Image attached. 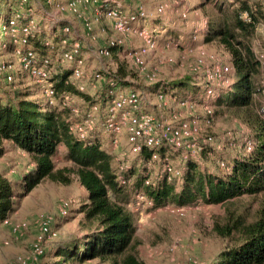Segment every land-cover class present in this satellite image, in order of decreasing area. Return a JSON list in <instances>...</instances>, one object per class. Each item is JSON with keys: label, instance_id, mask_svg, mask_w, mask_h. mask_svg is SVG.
Instances as JSON below:
<instances>
[{"label": "trees", "instance_id": "1", "mask_svg": "<svg viewBox=\"0 0 264 264\" xmlns=\"http://www.w3.org/2000/svg\"><path fill=\"white\" fill-rule=\"evenodd\" d=\"M194 1L189 0L187 10L201 11L195 31L201 30L203 44L219 45L229 53L227 64L234 78L230 84L217 86L208 82L203 74L201 79L206 80L200 79L194 87L188 76L167 86L172 88V96L177 102L184 98L175 92L180 91L179 88L181 91L202 90L206 98L212 95L209 103L225 106L247 126L250 136L245 138L252 143L250 149L244 140L241 151L225 157L218 153L210 165H203L200 160L188 156L180 175L165 172L152 183L145 184L147 176L141 171L144 166L139 167L136 160L128 162L122 169H115L109 152L101 148L102 140L96 134L95 137L76 139L69 131L68 119L76 103L63 102L67 94L70 97L81 96L87 104L108 100L116 93V87L131 85V73L123 65H119L115 72L102 73L95 95L99 98L79 92L73 83L67 81L68 69L49 78L54 86L53 104H48L46 96L38 98L34 91L26 88L15 86L9 92L0 82V155L4 151L2 143L8 140L28 153L34 163L33 169L23 175L20 182L22 191L17 193L12 182L0 174V223L14 209L16 194H25L44 179L68 185L71 175L75 174L84 192L78 206L73 209L83 214L81 235L56 245L52 251L53 263L76 264L97 258L105 264H146L136 254L135 216L128 207L130 193L142 192L156 205L165 202L184 205L197 198L211 203H229L243 194L259 196L257 208L249 219L227 207L224 216L214 221L213 231L228 243L220 249L212 264H264V80L252 46L256 23L263 16V11L258 0L253 1L254 10L248 0H240L236 4H225L224 0H196L195 4ZM18 2L0 0V51L13 52L16 46L9 31L10 20L16 19L18 27L26 20L22 15L17 16L20 11ZM108 5L111 3L107 2ZM243 10L250 13L251 21L240 18ZM55 30L56 35L52 39L41 28L32 37L40 53L47 50L44 40H51L54 46L59 45L63 36L62 26H56ZM4 32L8 34L4 36ZM166 33L159 34V37L151 33L150 40L156 45ZM15 71L12 70V77ZM6 77L7 74L0 72V81L7 82ZM150 88L166 95L158 85ZM60 147L64 149L66 159L71 161L70 166H56L55 157ZM165 149V145L156 149L144 146L138 154L139 165L150 162L153 152H156L159 157L155 162L164 168L169 158ZM209 151L218 150L204 148L200 156L207 158Z\"/></svg>", "mask_w": 264, "mask_h": 264}, {"label": "rangeland", "instance_id": "2", "mask_svg": "<svg viewBox=\"0 0 264 264\" xmlns=\"http://www.w3.org/2000/svg\"><path fill=\"white\" fill-rule=\"evenodd\" d=\"M258 1L260 2V0ZM107 2L111 3L108 7L117 5L124 13L138 14L133 20L134 30L132 29L131 32L127 33H117L112 29L109 21L100 15V11L106 7ZM100 3L102 0H91L88 4H80L76 11H64L57 14V16L64 15L73 21L75 20L82 29H84V20H92L97 14L98 20L93 23L91 33L86 35L91 39V42L89 41L90 49L97 57L101 58V65L105 67L94 68V71L89 73L85 61L86 71L90 76L81 80L85 86L83 92L76 88L77 83L72 77L71 81L75 88L92 98H99L95 95L99 88L100 79L95 80L91 74L95 71L112 73L117 70L119 65H123L125 70L131 73L129 74L131 85L125 88L116 87L114 95L127 93L130 89H134L140 95L141 107H143V102H146L148 107L143 109L158 119L172 123H179L182 120L188 121L192 118L196 120L192 126L194 146L190 145L181 151L165 146V152L169 158L162 169L155 162L159 155L157 158H151L150 162L142 166L139 165L138 154L140 152L133 153L130 151L126 134L123 132L113 134L99 125L91 136L95 137L96 134L102 140L101 148L109 152L113 167L122 169V167L127 166L128 162L136 160L139 167L144 166L141 171L147 176L144 180L145 184H150L160 174L167 173V164L172 169L169 174L180 175L184 161L188 156L195 157L203 165H210L219 154L225 157L228 154L232 156L241 151L243 149L242 142L247 140L248 135L250 136V131L231 110L225 106L218 107L216 104L209 103L212 95L206 98L202 90L198 92H193L190 89L181 91L182 89L179 88L180 91L176 90L175 92L184 98L177 102V99L172 96V88L167 86L175 81L185 80L188 76L191 78L190 84L194 87L203 74L208 82L215 83L217 86H224L233 81L232 69L227 64L229 63V53L219 45L203 44L201 30L195 31L194 27L199 22L201 11L190 12L187 10L189 0H107L103 4ZM224 3L227 4L228 0H224ZM36 4L35 6L34 1L31 0V7L35 13L33 18L38 26L43 28L44 11L48 14H54V9L52 5L43 0H39ZM161 5L164 8L163 11L159 12L158 7ZM260 6L263 16L259 17L260 19L256 23L252 44L255 50L264 49V8L261 3ZM140 10L145 11L144 15L139 14ZM142 19L144 22L138 23ZM2 21L4 22L5 19ZM96 24H99L98 29L94 27ZM163 26L167 27L164 28ZM168 31L177 33V35L174 37L167 34ZM160 32L166 33V35L160 36L161 38L156 45H151L150 41L148 44L146 43L145 39H149L151 33L159 37ZM3 34L5 36L8 33L4 32ZM110 38L121 41L118 46L109 48V50L112 48L111 53L102 55L99 53V48L104 46ZM142 47L147 49L142 51ZM136 54L142 57V67L137 65L134 60ZM8 63L13 65L10 70L3 68V65ZM55 63L58 61L54 60L53 66ZM223 65L229 67L226 75H215L212 67ZM65 67L69 68L71 77V64L59 63L57 69L64 70ZM12 70H17L15 71V78L7 79V82L0 81L7 91L12 92L16 87L26 88L34 91L38 98H45V93L33 77L19 67L13 52L0 51L1 74L12 73ZM261 77H263L262 73ZM85 80L87 81L85 82ZM155 85L165 91L166 95H163V98L159 97L160 93L157 90L152 91L150 88ZM67 100L76 103L73 106H77L79 111L75 115L71 112L70 116L73 115V120L78 119L87 109L88 102L83 100L81 96L70 97L68 94L64 96L63 102ZM208 108L212 110V120L209 123L204 121ZM246 135L247 138H245ZM208 136H212V139ZM113 137L117 138L115 144L112 142ZM203 141L206 143L202 145L201 149H198L197 145ZM251 145L252 143L248 139L247 149H250ZM2 146L4 151L0 155V174L12 182L13 190L17 193L22 191L20 182H22L23 175L33 169L34 163L28 153L11 141L5 140ZM204 148L218 151H209L207 158H205L200 156V151ZM59 149L55 157L56 166H70L71 161L66 159L64 149L62 147ZM71 179L68 185L44 179L25 194L20 196L16 194V203L14 209L6 217L7 222L2 221L0 223V264H19L20 259L31 257V244L39 230L41 221L50 224L51 230L44 243L42 255L36 258L33 264H55L52 256L55 246L81 235L83 214L73 211V209L78 206L79 198L84 192L75 174L71 175ZM130 194L128 207L134 212L135 236L138 240L135 250L137 256L146 264H212L220 249L228 243L225 238L219 237L213 231L214 221L224 216L227 207L236 213L244 214V217L249 219L256 210L260 198L259 196L243 194L231 199L229 203H211L197 198L184 205L173 202L156 205L144 195V199H141L139 205L136 206L134 203L136 195L144 193L132 192ZM14 225L17 227L16 232L11 230V226ZM76 264L105 263L94 258Z\"/></svg>", "mask_w": 264, "mask_h": 264}, {"label": "built area", "instance_id": "3", "mask_svg": "<svg viewBox=\"0 0 264 264\" xmlns=\"http://www.w3.org/2000/svg\"><path fill=\"white\" fill-rule=\"evenodd\" d=\"M45 3L52 5V8L56 12L64 11H76L80 4H88L91 0H43ZM107 0H102L106 2ZM166 1V0H163ZM240 0H228V3H237ZM254 0H248L251 4L250 7L253 10ZM262 7L264 8V0H260ZM18 6L20 11L17 16L25 15V22L19 27L16 25V19L10 20L11 27L9 28L11 37L16 42L13 54L18 60L19 67L22 71H26L30 76L33 77L35 82L41 87L45 95L47 96L48 104L54 103V86L49 80L51 72L53 70L54 60L58 63L71 64V78L76 81V88L83 92L84 82L81 81L83 78H88L90 74L86 71L85 67V56L83 53V42L77 37H73L72 26L69 23H62L63 36L59 41V45L56 47L51 40H44L43 45L47 49V53L40 55L34 47L31 45V38L35 37L40 31V26L34 20V10L31 7V0H19ZM164 6L158 7V11H163ZM145 11L140 10L139 14L144 15ZM101 17L108 20L112 29L117 33H127L134 30L133 20L138 14H127L122 12L119 6H106L100 11ZM240 18L246 22L251 21V15L247 10H243L239 14ZM97 14L94 15L92 20H84L83 27L85 33H91L93 23L97 21ZM260 25V23H258ZM121 40L119 39H108L107 43L99 48V53L107 55L111 53L109 48L112 46H118ZM146 43L150 41L151 45L154 44L150 38L145 39ZM150 45V46H151ZM147 46V45H146ZM147 48L142 47L141 50L145 51ZM54 52V54H53ZM100 54V55H101ZM256 59L259 64V68L262 71L264 80V49L256 50ZM134 60L137 65L142 67V57L135 55ZM3 68L10 70L13 68L11 63L3 65ZM212 70L215 75H226L229 70L228 66H213ZM106 71V70H105ZM95 80L102 76V72L95 71L91 74ZM12 74H7V79H11ZM160 98H163L162 94H159ZM140 95L134 89H130L127 93H118L112 96L104 102H95L87 105V109L83 112V115L78 119H72L73 115L78 113L79 109L77 106H72V114L68 119L70 121L69 131L78 140L86 139L91 136L93 131L100 125L108 132L113 134L125 133L127 141L129 143L130 151L133 153L141 152L144 146L156 149L161 145H165L171 148L187 149L193 144V129L192 126L196 123L195 118L192 120H182L179 123H172L163 119H158L153 114L147 112L141 107ZM183 103V102H182ZM208 113L205 118V122L209 123L212 120L211 108H208ZM212 139V136H210ZM208 136V138H210ZM207 138V137H205ZM112 142L115 144L117 138L113 137ZM206 142L199 143L198 149H201L202 145ZM157 153L153 152L151 158H157ZM166 171H172L170 165H166ZM161 175V174H160ZM159 175V176H160ZM147 183H149L146 180ZM124 183V180H122ZM141 199H144V194H137L135 205H139ZM131 204V203H130ZM129 204V205H130ZM174 206V205H173ZM175 207V206H174ZM179 210L178 207H176ZM4 223L7 222L5 218ZM13 232L17 231V227L11 226ZM50 224L46 221H41L39 230L31 244L32 254L31 257L20 259L19 264H33L35 259L42 255L44 249V243L50 232ZM52 234V232H51ZM50 235V233H49Z\"/></svg>", "mask_w": 264, "mask_h": 264}, {"label": "crops", "instance_id": "4", "mask_svg": "<svg viewBox=\"0 0 264 264\" xmlns=\"http://www.w3.org/2000/svg\"><path fill=\"white\" fill-rule=\"evenodd\" d=\"M34 1V5L36 6L37 4H36V2H39V0H33ZM53 13L54 14H48L47 12H45L44 11V21L42 22V26H43V28L40 26V28H41V31L42 32H46L47 34H49L50 36H49V38H54L55 37V35H56V30H55V27L56 26H58L59 25V22H57V21H60V22H62V23H69V24H71V26H72V30H73V36L74 37H77V38H79L80 40H82V42H85V43H83V53H84V56H85V61H86V67H87V71L89 72V73H91L92 71H94L93 69L94 68H96V69H98L99 67L101 68H103V67H105V66H102L101 65V58H99V57H97L96 55H95V53L93 52V50L92 49H90V47H91V45H90V38L86 35V33H85V31L83 32V30H85V29H82L81 27H80V25H78V23L74 20L73 21V19H70L69 17H67V16H64V15H61V16H57V14H61L62 12H60V13H58V12H56L55 10H53ZM37 14V13H36ZM42 14V13H41ZM55 14H56V16H55ZM23 16V18H25V15H22ZM144 22V20L142 19V20H140L138 23H143ZM99 24H96L94 27H95V29H98L99 28V26H98ZM89 39H88V38ZM90 41V42H89ZM34 42H35V40L33 39V38H31V43H32V45H33V47L37 50V52H39V54L41 55H44L45 53H47V50H46V52L44 51V52H42V53H40L41 51H39L38 49H37V47H35V45H34ZM43 42V41H42ZM58 64L59 63H55L54 64V66H53V70H52V72H51V77H53V76H55V75H57V74H63L65 71H68L69 70V68L68 67H65L64 68V70H61V69H57V67H58ZM66 69V70H65ZM68 69V70H67ZM70 71V70H69ZM67 81H70L71 83H73L72 81H71V77H70V74H69V76H68V79H67ZM87 80H85V82H86ZM74 84V83H73ZM87 84V83H86ZM146 102H143V107L142 108H145V107H148L146 104H145ZM146 109V108H145Z\"/></svg>", "mask_w": 264, "mask_h": 264}]
</instances>
